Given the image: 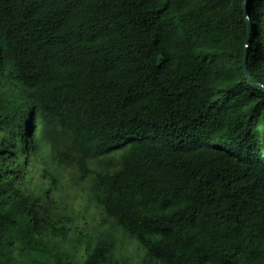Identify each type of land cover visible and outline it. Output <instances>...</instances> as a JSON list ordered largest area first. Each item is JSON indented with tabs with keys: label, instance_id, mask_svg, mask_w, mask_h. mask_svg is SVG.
Wrapping results in <instances>:
<instances>
[{
	"label": "trees",
	"instance_id": "1",
	"mask_svg": "<svg viewBox=\"0 0 264 264\" xmlns=\"http://www.w3.org/2000/svg\"><path fill=\"white\" fill-rule=\"evenodd\" d=\"M136 263L264 264V0H0V264Z\"/></svg>",
	"mask_w": 264,
	"mask_h": 264
},
{
	"label": "rangeland",
	"instance_id": "2",
	"mask_svg": "<svg viewBox=\"0 0 264 264\" xmlns=\"http://www.w3.org/2000/svg\"><path fill=\"white\" fill-rule=\"evenodd\" d=\"M121 149H113L111 150L107 155L117 157L120 153ZM91 164L93 166H98L100 164V161L98 158H92ZM75 173V172H74ZM75 179H77L81 187H87L89 177L86 178H79L75 173ZM70 198L68 199L69 207L71 208V214L73 216V224L72 227H79L84 230L93 229V227L100 226V216L97 213V210L93 206V204L89 203L88 206H86L81 200L79 201V197L77 195V192L75 189H70ZM106 227H109L108 224H105ZM102 227V226H100ZM134 259L130 260V263H133ZM137 264V263H136Z\"/></svg>",
	"mask_w": 264,
	"mask_h": 264
},
{
	"label": "water",
	"instance_id": "3",
	"mask_svg": "<svg viewBox=\"0 0 264 264\" xmlns=\"http://www.w3.org/2000/svg\"><path fill=\"white\" fill-rule=\"evenodd\" d=\"M246 3V1H245ZM245 13H246V25H247V33H246V42L248 43L251 39V19L250 16L248 15V11L247 9H245ZM247 56H248V44L245 45L244 48V55L242 58V67H243V71L247 73V76L250 78L251 74L248 72L247 70ZM260 88H262V86H260Z\"/></svg>",
	"mask_w": 264,
	"mask_h": 264
}]
</instances>
